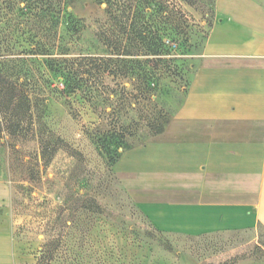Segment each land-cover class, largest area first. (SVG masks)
<instances>
[{"label": "rangeland", "instance_id": "obj_1", "mask_svg": "<svg viewBox=\"0 0 264 264\" xmlns=\"http://www.w3.org/2000/svg\"><path fill=\"white\" fill-rule=\"evenodd\" d=\"M194 2L70 0L59 15L55 0H0V71L36 102L46 126H35V133L28 129L16 139L7 132L0 138V181L13 191V234L34 263L264 264L260 225L200 236L153 226L115 173L124 154L150 139L146 129L123 140L111 138L108 148L95 141L108 130L144 126V115L154 114L156 103L168 119L186 113L185 100L220 0ZM147 26L168 46L162 58L172 60L174 68L155 91L154 74L162 68L155 57L113 54H134L137 30ZM63 56L118 60L109 69L122 64L118 68L125 65L128 73L98 75L90 65L91 102L79 93L68 105L53 92L63 88L53 68ZM143 89L152 98L146 107L138 98ZM49 131L81 152L84 163L72 164L65 153L44 168L40 140H47ZM86 198L90 210L83 208Z\"/></svg>", "mask_w": 264, "mask_h": 264}, {"label": "crops", "instance_id": "obj_2", "mask_svg": "<svg viewBox=\"0 0 264 264\" xmlns=\"http://www.w3.org/2000/svg\"><path fill=\"white\" fill-rule=\"evenodd\" d=\"M184 104L115 173L158 230L264 228V0H220ZM0 181V264H36L13 234Z\"/></svg>", "mask_w": 264, "mask_h": 264}, {"label": "trees", "instance_id": "obj_3", "mask_svg": "<svg viewBox=\"0 0 264 264\" xmlns=\"http://www.w3.org/2000/svg\"><path fill=\"white\" fill-rule=\"evenodd\" d=\"M69 1L70 0H55V5L58 9L57 13H59V15L61 14V7L67 4ZM186 1L191 5L195 4L194 0ZM152 33L153 31L148 26L146 28L138 29L135 35V40L138 41L134 45V49L136 48L135 53L133 54L127 50H120V52L113 54L118 57L121 55H151L155 57V62L157 64L156 66H162V68L159 69V72L154 74L156 79V88L153 90L155 91L157 87H159L158 83L161 80V77L165 73L174 70V68L170 66V64H172V60H164L162 58V56L165 55L164 53L169 51L168 46L157 33ZM113 62L120 61H114L108 58H97L93 56H79L77 58L63 56L53 63L55 72L60 75L59 79L63 88L53 89V92L59 100H64L68 105H71V101L69 99L77 98L79 93L82 94L83 99L89 100V102H91L88 78L92 76V71H90L88 67L92 65V69H95V71L98 72V75L105 74L108 70H110V74L112 75L121 76V74H125L126 77L128 68H126L125 65L122 66V69L124 68L123 70L118 68L122 64H118L119 66H117V69L115 70L109 69V64ZM123 62L125 64V60L121 61V63ZM143 79H146V76H144ZM138 98L143 101L144 107H146L147 104L151 103L152 101L147 89L141 90V92L138 94ZM129 106L130 104H128L127 107L125 105L124 109H127ZM37 107L38 105L36 102L30 101L29 96L26 94V92H24V90L20 88V86H18L16 82H12L9 76L3 74L0 71V138L4 132H7L11 138L16 139L28 129L34 128L33 131L35 133L36 127L39 125L46 127L43 122L44 117L41 115L42 113H37ZM154 108V114L144 115V126H140V124L137 123L134 125V127L131 125L128 127H123L122 131L120 132L114 129L108 130V132L100 133L98 136H95L96 143H101L103 144L104 148H108L106 146L108 145L107 143L109 139L118 137L123 140L128 135V133L132 136L140 128L141 130L146 129L150 134V138L164 133L167 130V126L171 119L167 118V113H165V111L157 103L154 104ZM40 141L42 145L40 158L44 162V168L50 166L59 154L65 153L71 158V160H73L72 164L75 165L77 163H84L82 153L75 150L71 145L63 141L52 131H49L47 140H42L41 138ZM83 203V208L85 210L91 209L88 198L83 199ZM149 235L153 236L152 233Z\"/></svg>", "mask_w": 264, "mask_h": 264}]
</instances>
